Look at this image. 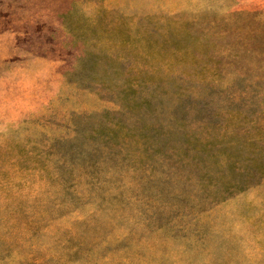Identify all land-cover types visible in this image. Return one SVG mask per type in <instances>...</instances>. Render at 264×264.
<instances>
[{
    "label": "rangeland",
    "instance_id": "1",
    "mask_svg": "<svg viewBox=\"0 0 264 264\" xmlns=\"http://www.w3.org/2000/svg\"><path fill=\"white\" fill-rule=\"evenodd\" d=\"M0 264H264V0H0Z\"/></svg>",
    "mask_w": 264,
    "mask_h": 264
}]
</instances>
